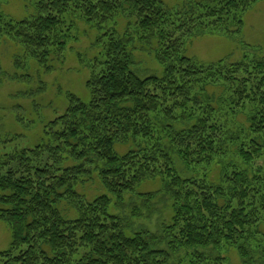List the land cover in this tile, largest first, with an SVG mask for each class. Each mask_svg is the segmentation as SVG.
<instances>
[{"label":"trees","instance_id":"1","mask_svg":"<svg viewBox=\"0 0 264 264\" xmlns=\"http://www.w3.org/2000/svg\"><path fill=\"white\" fill-rule=\"evenodd\" d=\"M23 1L34 15L0 13V38L47 72L74 40L73 13L101 33L102 52L89 100L67 93L47 142L0 141V221L12 232L0 264H231L232 249L242 264H264V52L211 64L185 55L199 34L239 39L262 0H182L176 10L164 0ZM137 44L160 75L137 69ZM148 182L161 190L140 193ZM88 185L102 191L91 201L79 192ZM128 198L167 201L171 222L129 232L113 214Z\"/></svg>","mask_w":264,"mask_h":264},{"label":"rangeland","instance_id":"2","mask_svg":"<svg viewBox=\"0 0 264 264\" xmlns=\"http://www.w3.org/2000/svg\"><path fill=\"white\" fill-rule=\"evenodd\" d=\"M164 2L171 10H176L182 0ZM0 13L20 21L31 18L35 11L33 3L7 0L0 4ZM68 21L76 26L74 40L69 43L62 61L53 62L49 72L35 61L26 58L19 44L7 37L0 38V141L16 138V144L30 148L45 143L48 140L46 126L67 109V93L74 94L84 101L89 100L90 93L86 86L92 76V65L100 59L102 52L96 45L101 33L83 21L79 13H73ZM129 23L127 19L117 20L115 29L120 36L126 33ZM261 52H264V0L246 14L244 30L239 39L199 34L187 43L185 49L187 57L205 64L220 60L233 63L245 56H258ZM135 57L137 69L142 74L160 75L163 71L154 56L139 44ZM16 59H19V63ZM129 149L125 146L117 148L122 153L128 152ZM179 167L186 177L196 175L194 172L185 171L182 166ZM210 178H218L215 170H212ZM218 182L216 180L214 183ZM98 189V186L88 185L80 187L79 192L88 195L91 201L102 192ZM160 190L161 183L148 182L143 184L139 191L157 193ZM63 208L68 209L66 205H63ZM113 214L127 220L129 232L148 229L157 233L158 226L168 225L173 217V211L167 201L159 199L147 204L139 198H128L125 207L114 209ZM11 243V229L0 221V252L8 250ZM229 257L231 264H242L236 250H230Z\"/></svg>","mask_w":264,"mask_h":264}]
</instances>
